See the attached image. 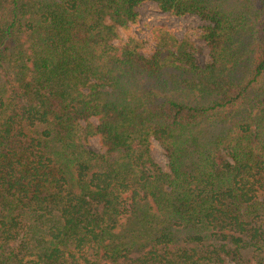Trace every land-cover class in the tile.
Masks as SVG:
<instances>
[{"label":"trees","instance_id":"obj_1","mask_svg":"<svg viewBox=\"0 0 264 264\" xmlns=\"http://www.w3.org/2000/svg\"><path fill=\"white\" fill-rule=\"evenodd\" d=\"M144 1L0 0V264H264V0H153L205 63Z\"/></svg>","mask_w":264,"mask_h":264},{"label":"rangeland","instance_id":"obj_2","mask_svg":"<svg viewBox=\"0 0 264 264\" xmlns=\"http://www.w3.org/2000/svg\"><path fill=\"white\" fill-rule=\"evenodd\" d=\"M138 16L134 22L126 27L119 28V37L116 43L126 41L129 37L139 39L145 53H152L160 44L168 43L164 47H175V43L184 42L200 63L209 58V50L201 37L204 21L197 14L174 15L159 8L156 1L145 0L137 9ZM173 41V42H172ZM171 43V44H170ZM97 123V119L93 118ZM88 146L96 151H102L100 136H91ZM152 156L162 169L168 170V158L157 140H152ZM229 264H235L229 262Z\"/></svg>","mask_w":264,"mask_h":264}]
</instances>
